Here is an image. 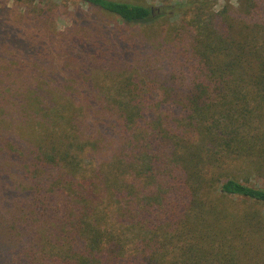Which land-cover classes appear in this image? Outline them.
Here are the masks:
<instances>
[{"label": "trees", "instance_id": "1", "mask_svg": "<svg viewBox=\"0 0 264 264\" xmlns=\"http://www.w3.org/2000/svg\"><path fill=\"white\" fill-rule=\"evenodd\" d=\"M29 1L0 7V264H264V189L222 181L264 154V0H75L63 30Z\"/></svg>", "mask_w": 264, "mask_h": 264}, {"label": "rangeland", "instance_id": "2", "mask_svg": "<svg viewBox=\"0 0 264 264\" xmlns=\"http://www.w3.org/2000/svg\"><path fill=\"white\" fill-rule=\"evenodd\" d=\"M129 3L145 5L148 7L157 8L160 7L161 2L164 0H121ZM181 2L183 0H170L171 3ZM226 1L230 2V5H234L236 0H209L208 6L217 11L219 7ZM54 3L60 7V11H57L59 16L54 21L52 28L57 30H63L69 24V17L71 13L78 10V7L85 9L84 6H80L75 0H54ZM37 5H41L40 0L35 2ZM30 4L29 0H0V7L3 5L7 6L8 9H13L11 14L14 16V20H18L19 16L22 15L23 7ZM258 146V145H257ZM258 169V170H256ZM222 181L226 178H234L239 180L248 186L254 188L264 189V154L261 156L258 154L257 149L254 151L252 156L247 155L246 157L239 158L229 162L224 166ZM244 202L245 206L249 207V202L245 199H234L229 202V211L239 220L244 212ZM259 211L264 212V204L256 206ZM253 210V209H252ZM244 215V214H243Z\"/></svg>", "mask_w": 264, "mask_h": 264}]
</instances>
